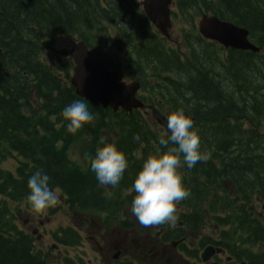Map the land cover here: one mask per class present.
I'll return each instance as SVG.
<instances>
[{
	"label": "trees",
	"instance_id": "trees-1",
	"mask_svg": "<svg viewBox=\"0 0 264 264\" xmlns=\"http://www.w3.org/2000/svg\"><path fill=\"white\" fill-rule=\"evenodd\" d=\"M137 1L0 0V264H46L34 238L12 221L14 203L33 211L26 200L33 172L47 174L50 189H59L71 208L111 214L122 203L131 210L135 193L128 190L144 160L157 149L173 146L159 145L168 130H156L144 110L113 112L78 97L68 84L72 61L42 58L44 51L54 50L58 35L84 41L111 69L121 67L117 56L121 62L131 58L125 44L132 45L133 74L155 78L149 90L157 115L183 109L198 129L207 156L180 170L190 195L177 205L174 224L183 222L201 233L209 215L221 227L219 240L209 239L210 244L234 251L238 261L264 264V221L257 213L264 207V0H187L193 11L206 8L246 27L261 48L258 53L225 49L196 31L187 56L156 37L144 17V22L139 19ZM114 26L122 40L116 39ZM174 73L182 78H171ZM76 100L88 104L93 119L73 135L65 131L61 113ZM112 128L120 132L116 142L105 135ZM102 138L126 154L128 167L119 183L124 201L98 184L90 170ZM79 141L84 165L69 159ZM9 160L15 162L14 170L5 167ZM136 221L120 224L130 229ZM53 238L68 247L82 242L79 231L70 226L60 227ZM191 256L198 258L196 252ZM77 260L65 259L66 264H86Z\"/></svg>",
	"mask_w": 264,
	"mask_h": 264
},
{
	"label": "clouds",
	"instance_id": "clouds-1",
	"mask_svg": "<svg viewBox=\"0 0 264 264\" xmlns=\"http://www.w3.org/2000/svg\"><path fill=\"white\" fill-rule=\"evenodd\" d=\"M61 115L66 121L65 131L73 135L93 119L84 100L73 101ZM166 127L168 135L166 138L161 135L158 143L161 147L173 146L163 152L157 149L154 155H149L128 190L129 194L135 193L131 200V213L144 227L176 222L177 205L190 195L180 170L185 166L191 169L197 162L207 159L201 151L198 129L183 109L168 114ZM133 139L138 141L139 137L134 136ZM99 143L102 146L95 149L90 170L98 184L115 187L128 167L126 154L103 138ZM49 180L50 177L41 170H36L27 179L29 192L26 200L35 213H43L57 204L59 189H50Z\"/></svg>",
	"mask_w": 264,
	"mask_h": 264
},
{
	"label": "rangeland",
	"instance_id": "rangeland-1",
	"mask_svg": "<svg viewBox=\"0 0 264 264\" xmlns=\"http://www.w3.org/2000/svg\"><path fill=\"white\" fill-rule=\"evenodd\" d=\"M142 2L143 0H138L137 6L139 5L142 8ZM196 12L198 21H200L201 15L208 13L206 8L202 11L197 10ZM174 14L173 24L170 30L171 34L169 38H166L165 40L170 46L181 51L182 54L186 56L190 40L185 38V34L189 31L186 30L187 25L182 15L180 13V15L178 13L176 14L175 12ZM170 27L171 24L167 30H169ZM206 40L209 41L208 39ZM74 41H76V37L73 36H56L53 39L52 44L54 50L49 52L44 51L42 53L43 60L58 61L60 57H63L62 62H65L66 60L71 59L69 52L73 48L72 43ZM60 75L64 78V72ZM170 76L173 79H178V77L182 78L175 73L170 74ZM145 101L151 103V106H156L149 97L145 98ZM96 104L99 106L101 105L100 103ZM155 110L158 111V109ZM118 111H120V109ZM124 113L129 114L131 112L127 113L124 111ZM160 113L162 116H158L157 114L154 115L152 112H148L147 116L151 125L156 130L165 132L167 130L166 117L170 112L165 110V112ZM105 135L109 141L111 140L116 142L120 136V132L116 128H112L111 131H107ZM77 144L79 145H74V147H72L70 158L78 164L84 165L82 161L84 157L81 154V150L84 149L83 143L82 141H79ZM5 167L14 170V162H8ZM103 186L107 188L109 193L124 201L123 197L125 192L119 187V184L115 187L110 185ZM19 206H21L20 210L17 209ZM256 208L259 209L260 206L257 205ZM14 210L16 217L12 220L13 223L33 235L36 249L44 251L46 255V264H65V256L73 260L80 258L87 264L107 263L111 260V255L115 252V246L118 244H120V250H128L129 252L132 251V236L128 237V242L121 243L122 239L125 237L124 230L126 228L121 226L120 221L125 220L132 222L135 219L129 207L127 205L124 206V203L121 204L119 210L112 211L111 214L108 212L81 211L80 209L71 208L59 193L57 204L46 209L43 213L38 214L34 211H29L25 208V204L15 205ZM258 212H260V210H258ZM206 214L207 213H205V215ZM68 226L79 231L82 237V245L68 247L58 243L53 238V233L60 227ZM97 226L101 229H98ZM220 231L221 227L211 220L209 215H207L204 219L201 233H199V241L209 239L219 240ZM190 242L193 244L192 247L199 246V242L194 236L190 237ZM141 264H153V262L150 263L148 260H141Z\"/></svg>",
	"mask_w": 264,
	"mask_h": 264
},
{
	"label": "flooded vegetation",
	"instance_id": "flooded-vegetation-1",
	"mask_svg": "<svg viewBox=\"0 0 264 264\" xmlns=\"http://www.w3.org/2000/svg\"><path fill=\"white\" fill-rule=\"evenodd\" d=\"M181 0H171L169 5L171 14H170V24L171 27L168 30V35L164 36L158 29L150 22L149 28L151 27L156 37L161 40H165L170 36V30L173 24L174 12L177 14H181L183 19L186 22V30L189 31L186 33L187 37L190 38V42L187 48V54L189 53V47L194 44V38L197 36V30L199 28V21L197 17V12L193 11V9L189 8L186 5L187 0L183 5L180 4ZM146 0L142 2V8L138 5V9L136 8V14L141 21L144 22L143 17L147 18L146 12L144 9ZM152 3V2H150ZM149 5V3H148ZM144 15H143V14ZM179 14V15H180ZM145 18V19H146ZM114 33L116 39L122 40L123 38L119 35L117 28L114 26ZM166 41V40H165ZM169 45V44H168ZM170 46V45H169ZM171 48H174L170 46ZM125 48L130 54L129 59L127 61H120L122 56H117L116 62L120 63L119 66L115 67L114 69L120 70L123 73L124 77L123 80L126 82H134L138 81L140 83V89L137 92V96L139 98H150V82L154 81V77H147L146 75L142 74L141 76H137L133 74L134 70V58L136 54L134 53V49L131 44L126 43ZM192 48V47H191ZM190 48V49H191ZM133 49V50H132ZM182 54V52H181ZM183 55V54H182ZM184 56V55H183ZM150 69V67H147ZM140 80V81H139ZM148 112H152L154 115L158 113L155 111V107L151 106L150 104L146 103V107L143 111L145 115ZM137 222V221H136ZM98 229H101L97 226ZM199 228L196 229H187L185 228V223L179 222L176 224H171L169 226L166 225H154L144 227L139 223L137 226L132 224L131 228L125 229V237L122 239L121 243L128 242V237L132 236L131 238V246L132 251L128 250H120L118 245L115 246V252L111 255V262L119 264L124 261H129L132 264H141V260L146 261L148 260L150 263L153 264H247V261H237L236 253L234 251L229 250L227 247L224 248L225 252L223 253H216L212 256V258L207 261L203 262L200 258V254L203 248L207 247L210 243L209 240H201L199 241ZM198 230V231H195ZM194 236L195 239L199 242V246H193L190 242V237ZM203 247V248H202ZM201 248V249H200ZM197 253L198 258H192L191 254ZM190 254V255H189ZM78 263V260H75ZM110 262V263H111ZM104 264V263H102Z\"/></svg>",
	"mask_w": 264,
	"mask_h": 264
},
{
	"label": "water",
	"instance_id": "water-1",
	"mask_svg": "<svg viewBox=\"0 0 264 264\" xmlns=\"http://www.w3.org/2000/svg\"><path fill=\"white\" fill-rule=\"evenodd\" d=\"M152 2V3H150ZM149 3V5H148ZM171 0H146L144 9L149 20L160 29L163 35H168L170 26ZM199 33L206 39L217 42L226 49H237L258 53L259 48L250 38V30L231 20L216 15H203L199 22ZM70 55L75 64L72 84L76 93L86 100L99 102L103 107H109L114 112L122 108L125 112L143 109L145 103L137 97L140 83H127L118 70L107 68L84 41H74ZM120 244H118V248ZM223 251L208 245L201 253L202 261H208L216 252Z\"/></svg>",
	"mask_w": 264,
	"mask_h": 264
},
{
	"label": "bare ground",
	"instance_id": "bare-ground-1",
	"mask_svg": "<svg viewBox=\"0 0 264 264\" xmlns=\"http://www.w3.org/2000/svg\"><path fill=\"white\" fill-rule=\"evenodd\" d=\"M88 47V46H87ZM260 48V47H259ZM70 53V52H69ZM70 57H71V55H70ZM263 219V221H264V218H262ZM209 245H212V244H209ZM212 246H214L215 247V245H212ZM206 248V247H205ZM205 248H203V250L205 249ZM203 250H202V252H203ZM201 252V253H202ZM200 256H201V254H200Z\"/></svg>",
	"mask_w": 264,
	"mask_h": 264
}]
</instances>
